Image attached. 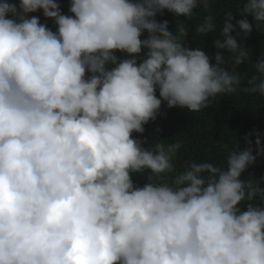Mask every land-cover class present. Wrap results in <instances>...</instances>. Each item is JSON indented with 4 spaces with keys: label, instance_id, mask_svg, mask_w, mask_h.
I'll use <instances>...</instances> for the list:
<instances>
[{
    "label": "clouds",
    "instance_id": "1",
    "mask_svg": "<svg viewBox=\"0 0 264 264\" xmlns=\"http://www.w3.org/2000/svg\"><path fill=\"white\" fill-rule=\"evenodd\" d=\"M201 7L208 0H70L65 15L58 0L0 3V264H264V187L242 179L250 149L168 182L180 145L133 138L163 102L197 113L245 78L242 90L264 97V54L253 63L232 35L235 12L219 25L215 64L156 19ZM239 12L264 31V0ZM216 31L213 14L195 28Z\"/></svg>",
    "mask_w": 264,
    "mask_h": 264
},
{
    "label": "trees",
    "instance_id": "2",
    "mask_svg": "<svg viewBox=\"0 0 264 264\" xmlns=\"http://www.w3.org/2000/svg\"><path fill=\"white\" fill-rule=\"evenodd\" d=\"M4 0H0V3ZM19 8L20 0H8ZM210 7L196 9L191 19L187 17L176 18L167 10L158 14V22L167 21L169 30L175 32L186 46L204 48V51L211 57V62L215 64V38L219 35V25L223 22L224 14L227 11L235 12L232 24L235 31L232 35L242 46L250 49V56L255 63L264 54V31L255 29V20L251 16L242 15L239 10L243 6V0H208ZM61 11L65 15H72L69 11L70 0H58ZM208 14H213L217 22V31L209 33L207 36H197L196 26L202 22ZM40 18L41 23L56 31L55 22L46 19L43 12L33 13ZM247 18L253 25V31L245 36L238 26L240 19ZM183 32L184 35H180ZM145 32L142 39L147 38ZM225 56L230 55L227 51ZM239 72H247L251 75L254 71L251 64L241 65ZM246 86V78L244 84ZM231 96H221L215 98L207 109L197 113H190L179 107L169 108L166 102L162 103L160 114L153 121L146 124L143 134L133 133L134 139L146 142L145 147H150L157 142L167 145L179 144L180 147L172 153L173 171L162 179L171 182L173 177L182 172L192 162H210L217 166L226 165V157L235 150L239 144L241 150L250 149L256 162L242 174V179L248 180L255 185L264 187V155L259 154L260 148H264V97L254 95L243 90ZM159 98V92L157 91ZM261 141L256 143L257 135ZM162 139V140H161ZM136 185L143 186L147 182L145 175L136 174L133 176ZM258 203V199L253 201Z\"/></svg>",
    "mask_w": 264,
    "mask_h": 264
}]
</instances>
